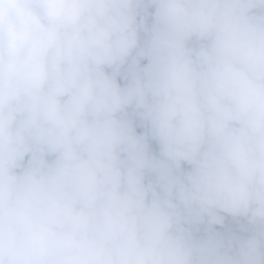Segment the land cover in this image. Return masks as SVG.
<instances>
[{"label": "clouds", "instance_id": "clouds-1", "mask_svg": "<svg viewBox=\"0 0 264 264\" xmlns=\"http://www.w3.org/2000/svg\"><path fill=\"white\" fill-rule=\"evenodd\" d=\"M0 264H264V0H0Z\"/></svg>", "mask_w": 264, "mask_h": 264}]
</instances>
